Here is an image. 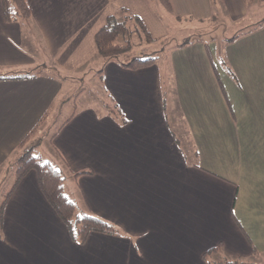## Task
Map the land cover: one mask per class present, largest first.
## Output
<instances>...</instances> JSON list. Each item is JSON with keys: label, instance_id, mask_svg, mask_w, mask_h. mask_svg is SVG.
Masks as SVG:
<instances>
[{"label": "crops", "instance_id": "0c3cea01", "mask_svg": "<svg viewBox=\"0 0 264 264\" xmlns=\"http://www.w3.org/2000/svg\"><path fill=\"white\" fill-rule=\"evenodd\" d=\"M170 3L194 21L222 13L240 34L219 48L207 41L211 55L201 40L173 46L166 106L158 65L124 68L98 56L94 40L108 16L127 12L154 41L165 38L153 2L28 0V27L6 22L0 0V71L48 63L68 73L102 62L109 105L120 114L79 109L52 144L71 171L92 170L67 172L77 202L124 233L92 231L74 243L29 170L3 209L0 264H206L203 253L218 244L213 260L264 264V22L242 23L245 0ZM64 80H0V166L58 102Z\"/></svg>", "mask_w": 264, "mask_h": 264}, {"label": "trees", "instance_id": "16d2710c", "mask_svg": "<svg viewBox=\"0 0 264 264\" xmlns=\"http://www.w3.org/2000/svg\"><path fill=\"white\" fill-rule=\"evenodd\" d=\"M149 1L153 2L156 6H159L168 15H174L170 0ZM256 1L258 0H245L248 8H250L251 5H254ZM216 2L217 0H211L212 4H215ZM258 2L260 4H264V2ZM1 4L3 16L6 22L19 21L28 27L32 26V13L28 4V0H1ZM173 17L174 19L178 20L184 19L183 17L177 15H174ZM249 17L250 19L245 23L253 26L250 29L261 25L264 22V17L255 19L256 16H254V14L251 12L248 13L247 18ZM216 18L217 16L215 14L211 17V19ZM185 19L193 20L192 17H186ZM128 20L134 21V23L140 29V32L144 34L147 42L151 43L152 41H154L145 24L137 15L130 14L128 12L127 14H125V16L112 14L107 17L105 24L94 35L98 56L107 60H115L114 58H116L119 53L128 51L131 48V42L129 39L130 33H132V31L127 26ZM196 21L202 22L203 20L198 19ZM237 34H240L238 30L233 36L226 38L225 41L229 42L234 40V38L237 37ZM118 39H120V43H116V40ZM193 40H201L204 43L208 54L211 55L208 42H211L213 39L205 40L198 37L191 39L188 36L181 42H176L174 45L181 46ZM156 58V56H133L128 61L124 62L116 59L115 62L124 68L135 70L155 64ZM228 70L230 71V69ZM40 74H56L57 77L61 79L66 77L65 75H62L59 70H52L50 67L44 64H36L30 67L11 68L6 71H0V80L26 79ZM97 74L99 76H102L103 66L97 70ZM106 107L108 113L115 118L116 115L120 114L119 109L115 108V106L112 107L107 104ZM49 108L39 118L36 125L18 143L16 149L12 152L9 159H7L6 162L0 166V178L2 177L3 181L6 180L5 178L9 174V172H11L13 176L11 185L3 193V198L0 202V226L2 223L4 206L10 198L12 192L14 191L20 180L24 177V175L29 170H34L41 192L43 193L49 204L52 206L55 213L64 223L69 237L74 243L79 245L84 244L88 237V234L92 231L115 236H124V233L121 231V229L111 221L106 220L91 211H84L81 213L78 212L75 202L70 199L65 193L64 181L67 178L68 171L73 177L76 178L81 175L92 174V170L89 168H83L75 171H71L70 169H68L63 157L59 154L58 150L52 144V140L55 135L59 132L62 126L72 118L73 113H71V115L63 120L60 127L51 135L49 139L54 152L56 153V159H58V161L55 158L53 160H44L41 155H34L33 151L36 142H33V139L35 138L34 136H36L41 125L47 119ZM121 122L124 124L126 121L121 120ZM216 253H221L220 244L208 249L203 253L202 257L205 260L206 264H254L251 261L240 256L229 257L226 255H222L220 259L213 260L212 255Z\"/></svg>", "mask_w": 264, "mask_h": 264}, {"label": "rangeland", "instance_id": "374dc122", "mask_svg": "<svg viewBox=\"0 0 264 264\" xmlns=\"http://www.w3.org/2000/svg\"><path fill=\"white\" fill-rule=\"evenodd\" d=\"M157 8L162 13L161 16L163 23L165 25L167 23L166 28L168 30V34L166 37H162L149 43L146 41L144 34L140 32V29L134 21L128 20L127 26L132 31L129 39L131 42V48L128 51L119 53L114 59L125 62L133 56H156L155 65H158L160 68L162 91L165 94L164 98L167 106L170 103L168 99L169 93L172 92L168 77L172 72L170 52L174 48V44L176 42H181L189 36L191 39L195 37L205 40L213 39L212 41L215 43L214 46L219 48L218 46L220 45L222 39L227 38L226 36H230L239 27L234 25V23L230 19L226 18V16L222 13L216 15V19H208L206 21L199 22L196 20H186L185 18L183 20L173 19L165 13L164 10H161L159 6ZM250 8L249 12L256 16L255 19L264 17V4H260L256 1L254 5L250 6ZM249 19L250 17L246 18L242 21V23L247 22ZM120 42V39L116 40V43ZM37 49L39 51L41 50L39 47ZM95 62H97V64ZM99 62L100 60H95L89 66L82 68L78 72H61V74L63 73L62 75L66 76L62 95L58 99V102L49 108L47 119L41 125L36 136H34L35 138L33 139V142H36L33 151L34 155H41L44 160L56 159V153L54 152L49 139L51 135L60 127L64 119L71 115V113L85 107H91L97 113H103L107 109L106 105L113 103L110 94L103 84L102 76L97 74V70L103 66L102 62L98 64ZM39 64L47 65L52 70H56V67L52 64ZM56 160L58 161V159ZM12 178L13 176L11 172H9L6 176L5 181L2 180V177L0 178V202L3 198V193L10 187ZM70 181L72 180L68 179L67 182L64 183L66 195L74 200L78 212H87L83 207V203L81 205L80 201L77 202L76 195L73 193Z\"/></svg>", "mask_w": 264, "mask_h": 264}]
</instances>
